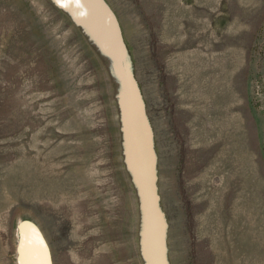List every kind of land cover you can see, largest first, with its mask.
<instances>
[{"label":"rangeland","instance_id":"obj_1","mask_svg":"<svg viewBox=\"0 0 264 264\" xmlns=\"http://www.w3.org/2000/svg\"><path fill=\"white\" fill-rule=\"evenodd\" d=\"M90 1L0 0V264H264V0Z\"/></svg>","mask_w":264,"mask_h":264},{"label":"water","instance_id":"obj_2","mask_svg":"<svg viewBox=\"0 0 264 264\" xmlns=\"http://www.w3.org/2000/svg\"><path fill=\"white\" fill-rule=\"evenodd\" d=\"M69 4L71 5V7L83 18V19H87L89 21H91L88 17V13L86 10H92V8L89 6V0H75V3H73L72 0H68ZM90 2H93V0H91ZM100 11V10H99ZM91 12V11H90ZM102 14H103V10H101ZM93 22V21H91ZM98 22V21H97ZM105 23V22H104ZM27 227V225H26ZM29 228V229H28ZM27 233H28V230L31 231L30 227L28 226L27 228ZM42 251V249H41ZM43 253V252H42ZM44 256V255H43ZM43 264H48L47 261H45L44 259V263Z\"/></svg>","mask_w":264,"mask_h":264},{"label":"bare ground","instance_id":"obj_3","mask_svg":"<svg viewBox=\"0 0 264 264\" xmlns=\"http://www.w3.org/2000/svg\"><path fill=\"white\" fill-rule=\"evenodd\" d=\"M217 140V139H216ZM226 155V154H225ZM232 178V177H231ZM240 185V184H239ZM237 187V186H236ZM235 191V190H234ZM236 192V191H235ZM264 193V192H263ZM264 196V194H263ZM264 198V197H263ZM26 224L24 222H19L18 224V231H19V237H20V244H21V251H22V256H23V263L22 264H29L28 263V257L30 256L26 253L25 251V238L27 237V229H26ZM29 229V228H28ZM32 244V243H31ZM33 257V256H31Z\"/></svg>","mask_w":264,"mask_h":264}]
</instances>
